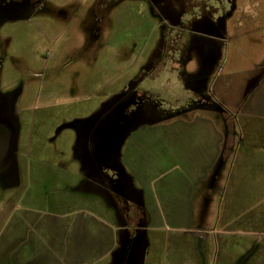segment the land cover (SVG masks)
Wrapping results in <instances>:
<instances>
[{
  "label": "rangeland",
  "instance_id": "1",
  "mask_svg": "<svg viewBox=\"0 0 264 264\" xmlns=\"http://www.w3.org/2000/svg\"><path fill=\"white\" fill-rule=\"evenodd\" d=\"M190 1L0 0V264H128L99 242L114 227L81 166L102 175L106 156L131 169L165 144H209L198 124L181 129L211 106L224 146L192 229L199 264H264V0ZM133 221L130 237L192 236ZM182 249L168 264H197Z\"/></svg>",
  "mask_w": 264,
  "mask_h": 264
},
{
  "label": "crops",
  "instance_id": "2",
  "mask_svg": "<svg viewBox=\"0 0 264 264\" xmlns=\"http://www.w3.org/2000/svg\"><path fill=\"white\" fill-rule=\"evenodd\" d=\"M192 112L196 118L192 123L187 122L186 129L182 128L181 132H195L198 127L194 124H198L199 134H205V141H211L209 144H165L166 147L162 146L148 156L144 165L141 164L139 168L130 165L131 169H126L120 157L106 156L100 162L99 170L102 175H90L81 161V185L87 182L85 189L94 198L95 206L92 204V209L97 211L94 216L99 214L101 220L106 219V224L115 229V233L111 231V239L104 232H101L99 239L102 244L106 241L104 246L113 255V261L124 251L129 253L128 264H168L169 260L182 259L185 254L182 249L184 246L186 254L190 252V256L193 255L198 260L197 264L201 263L204 239L192 229L200 228L198 213L207 209L211 203V199L207 197V193L211 197L213 192L209 189V182L211 179H220L217 170L219 149L224 144H221L218 126L208 127V120L205 118L213 112L216 114V109L212 106L196 107ZM197 114L204 118L197 119ZM225 131L227 132L226 127L224 134ZM213 136L218 138L219 144H213ZM226 154L229 158L231 145ZM227 158L223 159L222 169ZM128 213L135 217H130ZM136 217L134 222L133 218ZM131 221L137 225L143 221L146 231L183 229L192 231V236L173 241L165 236L151 240L148 233L145 237H130L126 231L129 230L128 222ZM116 230L119 231V236L116 235ZM171 244L175 247L169 249Z\"/></svg>",
  "mask_w": 264,
  "mask_h": 264
},
{
  "label": "flooded vegetation",
  "instance_id": "3",
  "mask_svg": "<svg viewBox=\"0 0 264 264\" xmlns=\"http://www.w3.org/2000/svg\"><path fill=\"white\" fill-rule=\"evenodd\" d=\"M190 2H192L193 4H199V5H203V6H208V2L209 0H191ZM211 9H215L213 6H210ZM210 11V10H207ZM201 11H198L197 13L193 14V17H198L199 15H201L200 13Z\"/></svg>",
  "mask_w": 264,
  "mask_h": 264
}]
</instances>
